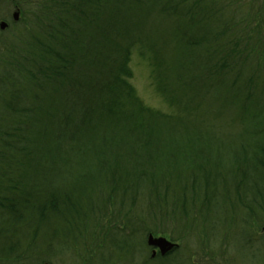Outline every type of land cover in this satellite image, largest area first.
<instances>
[{
    "label": "trees",
    "instance_id": "obj_1",
    "mask_svg": "<svg viewBox=\"0 0 264 264\" xmlns=\"http://www.w3.org/2000/svg\"><path fill=\"white\" fill-rule=\"evenodd\" d=\"M10 1L23 16L0 46L5 262L43 264L66 251L42 255L53 241L97 238L106 254L129 255L170 225L184 246L229 248L224 233L246 240L248 223H264V107H246L264 76L245 75L264 38L236 17L249 0ZM135 47L171 112L146 106L128 81ZM210 96L239 103L251 125L216 131ZM41 232L44 247L29 250Z\"/></svg>",
    "mask_w": 264,
    "mask_h": 264
},
{
    "label": "rangeland",
    "instance_id": "obj_2",
    "mask_svg": "<svg viewBox=\"0 0 264 264\" xmlns=\"http://www.w3.org/2000/svg\"><path fill=\"white\" fill-rule=\"evenodd\" d=\"M250 6H252V9L249 13L247 11V6L244 8L241 7L240 9L236 8V17H239L242 13H246V20L248 21L247 24L252 31L254 30V36L259 34L260 37L264 38V0H249L248 10H250ZM13 10L14 5L10 0H0V19H10ZM229 13L230 12L228 11L226 14L228 15ZM22 16L23 13L19 9L18 20ZM23 20L26 23V19L24 18ZM162 24H166L164 29H169L171 26V24L166 21H162ZM6 38L7 37L4 36V33L0 32V46L3 43V39ZM136 47L132 49L130 61L128 63V67L130 69V78L128 81L134 87L137 95L146 106L153 108L154 110H160L164 113L171 112L168 104L155 92L150 80L148 60ZM261 50V58L263 61L255 63L256 58L251 57L250 63L252 65L248 67V72L245 74L252 75L254 77L257 75L254 79H256L258 75L264 76V42H262ZM225 102H218L212 96L207 99V109H209L210 114H215L217 116L218 111L221 110V116L219 119L215 118L207 121L213 124L216 131L235 134L239 132L242 127H245L243 125H251V120L253 118L243 122L242 115L244 112L240 109L239 103ZM246 107L248 113L259 114V108L264 107V88H260L258 91L257 104L254 105V103H249ZM203 108L205 107H199V109ZM61 174L62 175L60 177H55L61 180L63 173L61 172ZM4 218L5 215L0 210V229H3V232L0 234V264H13L8 261L5 262L2 259V257L5 258L2 254L4 246L7 244L4 243V239L9 237L7 236L8 234H11L8 232L5 233V226L2 224ZM158 224V227L156 225L158 230L166 228V226H163L162 223ZM174 226L175 225H170L166 234H156L155 236H164L168 240H173V236L177 238L178 231ZM226 226H228V222H226ZM248 227L250 232H244V235L249 234L247 235L248 238L246 240H244L243 234L238 228H232L227 233H224V236L227 237V240L230 242L229 248H225L227 246L226 243H218L217 246L214 245L209 248L207 245L209 243L207 242V239L202 241L201 238H198L195 244L188 246L183 245V243H187L185 240L176 241L180 244L179 249L168 255L167 260L159 261V264H264V223L257 224V222H254L252 224V222H250L248 223ZM103 234L105 237L104 240L106 241L109 234L107 229L103 232ZM45 235V232L39 233V236L35 240V245L29 248V250L42 249L44 247L43 243L46 241ZM146 236L147 234L144 235L143 240H138V244L134 250L131 252L129 251V255L123 252H116V249L115 251H111L110 254H106L104 249L99 248V246H101V242L98 238L97 240L92 239L83 244L75 243L73 245L68 240L63 244L53 241L46 247L44 253L42 252V255L46 256L48 253L52 256L53 253L56 255L58 252L64 251V249L66 251L64 254L56 255L55 258H51V261L48 260L43 264H92L93 262H97L99 260L100 263L106 262L105 264H150L147 263L148 260L150 258H155L157 255L151 257V248L145 243ZM215 237H220V234H217ZM14 239L15 241L13 240V242L17 244L16 241H18L19 238L14 236ZM18 248L19 246L17 244L15 247L16 254L12 259L17 257L19 251ZM22 249H26V244L22 245ZM222 251H224V253H222ZM28 264H34V262H30Z\"/></svg>",
    "mask_w": 264,
    "mask_h": 264
},
{
    "label": "water",
    "instance_id": "obj_3",
    "mask_svg": "<svg viewBox=\"0 0 264 264\" xmlns=\"http://www.w3.org/2000/svg\"><path fill=\"white\" fill-rule=\"evenodd\" d=\"M18 11L13 13V20L16 21L18 19ZM7 27V23L5 21L0 22V29L4 30ZM146 243L149 247H152V256L156 254V249L159 250L161 255H164L176 248L178 245L170 240H167L165 237L159 236L156 237L153 234H148L146 238Z\"/></svg>",
    "mask_w": 264,
    "mask_h": 264
}]
</instances>
